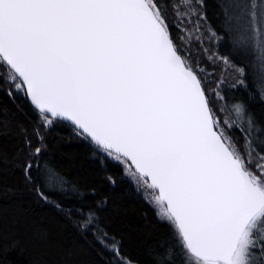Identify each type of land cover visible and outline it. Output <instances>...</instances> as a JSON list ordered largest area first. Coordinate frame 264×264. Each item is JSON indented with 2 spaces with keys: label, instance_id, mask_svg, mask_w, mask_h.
<instances>
[{
  "label": "snow or ice",
  "instance_id": "1",
  "mask_svg": "<svg viewBox=\"0 0 264 264\" xmlns=\"http://www.w3.org/2000/svg\"><path fill=\"white\" fill-rule=\"evenodd\" d=\"M173 6L199 15L197 3ZM220 20L223 35L209 32L228 41L229 56L219 59L240 77L233 89L249 87V69L253 76L223 122L158 0H0V90L23 92L37 113L35 146L26 135L18 167L40 199L104 244L109 264L132 262L97 215L106 198L85 203L80 184L42 159L57 124L71 129L101 171L122 168L137 192L151 191L158 222L169 230L152 250L153 264H264V120L250 111L257 95L264 103V0H221ZM50 240L31 233L33 244ZM19 246L0 234V253Z\"/></svg>",
  "mask_w": 264,
  "mask_h": 264
},
{
  "label": "trees",
  "instance_id": "2",
  "mask_svg": "<svg viewBox=\"0 0 264 264\" xmlns=\"http://www.w3.org/2000/svg\"><path fill=\"white\" fill-rule=\"evenodd\" d=\"M158 2L164 10L174 44L196 69L212 106L218 110L219 119L223 122L228 119L226 100L234 102V96L247 95L253 86V76L249 71L248 88L241 86L239 90L233 89L240 77L219 59L229 56V44L218 36L210 37L209 29L219 33L221 0ZM188 2L199 4L196 9L199 15H188L185 8L173 6ZM5 88L0 83V89ZM217 92L223 99L217 96ZM221 108L223 112L219 111ZM250 111L257 120H264V103L258 95L251 102ZM36 121L37 113L23 92L10 97L5 90H0V234L6 233L9 239L20 240L16 249L0 253V264H109L113 257L104 244L98 242L91 232H82L74 217L44 202L37 196L35 187L26 183L17 160L24 159L20 149L24 146L26 135L35 146L33 132ZM229 135L246 154L239 131L233 130ZM45 143L47 152L42 159H50L69 180L80 184L81 190L90 197L85 203L95 204L106 198V205L97 215L109 237L115 236L122 241V256L131 260L132 264H153L152 250L157 244L168 241L169 230L158 222L154 209L136 191L135 184L123 175V169L112 167L101 171L86 147L72 136L71 129L64 124L52 127L46 133ZM251 159L253 166L260 163L256 155ZM108 176L113 177L115 185L107 180ZM93 189L96 190L94 196L91 195ZM48 195L62 208L71 206V202L59 194ZM33 230L46 232L51 238L50 243H31Z\"/></svg>",
  "mask_w": 264,
  "mask_h": 264
},
{
  "label": "rangeland",
  "instance_id": "3",
  "mask_svg": "<svg viewBox=\"0 0 264 264\" xmlns=\"http://www.w3.org/2000/svg\"><path fill=\"white\" fill-rule=\"evenodd\" d=\"M250 72H251V69L249 70ZM251 75H252V73H251ZM226 102H227V104H228V107H230L231 106V104L232 103H234V102H229V101H227L226 100ZM136 187H137V185H135ZM140 192V194L142 195V197L145 199V201L154 209V211H155V214H156V212L158 211V209L154 206V204L152 203V193H151V191L150 190H141V191H139Z\"/></svg>",
  "mask_w": 264,
  "mask_h": 264
},
{
  "label": "water",
  "instance_id": "4",
  "mask_svg": "<svg viewBox=\"0 0 264 264\" xmlns=\"http://www.w3.org/2000/svg\"><path fill=\"white\" fill-rule=\"evenodd\" d=\"M26 98V97H25ZM26 100H27V102L29 103V105L31 106V104H30V101L26 98ZM32 107V106H31ZM33 108V107H32Z\"/></svg>",
  "mask_w": 264,
  "mask_h": 264
}]
</instances>
